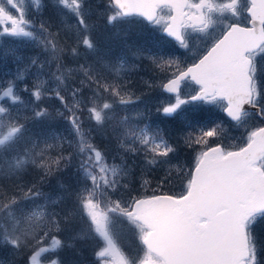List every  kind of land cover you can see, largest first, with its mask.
Here are the masks:
<instances>
[{
    "label": "snow or ice",
    "instance_id": "snow-or-ice-1",
    "mask_svg": "<svg viewBox=\"0 0 264 264\" xmlns=\"http://www.w3.org/2000/svg\"><path fill=\"white\" fill-rule=\"evenodd\" d=\"M26 4L39 10L41 0H0V37L11 39V46L0 44V74L11 77L0 80V248L13 257L26 255V264H62L58 252L71 245L60 234L71 231L79 218L87 230L77 235L98 240L95 256L101 264H264V241L256 233L264 222V126L246 129L244 142L234 150L210 144L221 140L220 124L189 130L185 145L200 150L186 172L172 166L186 177L179 195L155 190L128 200L112 195L133 180L128 157L155 168L169 165L177 150L163 130L143 122L146 111L129 114V106L140 100L126 78L136 67L129 53L167 74L159 85L167 97L158 100L157 114L174 119L190 105L207 104L221 107L238 126L253 117L264 122V65L259 62L264 60V0H100L95 5L54 0L61 15L74 21L61 20L56 31L50 21L37 24L28 18ZM94 16L113 26L140 17L162 34V43L171 38L185 49L190 33L208 37V44L190 64L161 47L129 48L113 57L98 47ZM28 42L40 53L23 56L20 48ZM33 69L31 88L22 89L29 93L25 102L17 81ZM48 98L63 110L41 107ZM57 118L67 122L64 133H29V120ZM85 118L95 127L85 128ZM109 129L119 162L115 156L110 162L93 136ZM74 159L79 161L74 206L56 211L64 198H53L41 185ZM170 176L169 171L160 183ZM140 179L141 188L150 183L143 168ZM125 229L142 245L135 255L120 243Z\"/></svg>",
    "mask_w": 264,
    "mask_h": 264
},
{
    "label": "trees",
    "instance_id": "trees-1",
    "mask_svg": "<svg viewBox=\"0 0 264 264\" xmlns=\"http://www.w3.org/2000/svg\"><path fill=\"white\" fill-rule=\"evenodd\" d=\"M90 2L95 5L96 3H99L100 0H90ZM49 3L44 2L43 5L39 8L40 12L38 13V19L33 18V20L38 24L40 20H47L52 22L53 24V31H56L61 28V20L67 21L68 23H73L72 19L65 18L61 15L56 17L51 10H56L52 8ZM93 19L96 21L97 29L94 33V38L98 42V47L102 49V51L107 52L110 54V56H118L124 53H128L129 48L134 50L137 48V45H140L142 43H145V38L143 39V42L139 38L138 34L128 35V33L125 34H116V35H110V48H105V41L102 42L101 40V34H108L110 33V28L113 25H109L106 22V17H103L102 23L100 24L98 21V18L96 16L93 17ZM132 21L135 19L130 18ZM137 21L134 22H141L143 25H145L141 19H136ZM125 22L116 24L120 26V29H125L123 27H126L124 25ZM123 26V27H121ZM127 28H130L131 30L135 29L133 27L128 26ZM125 30H119V31H125ZM127 31V30H126ZM156 37H162V34L159 31H156ZM126 35V36H125ZM60 37L62 41L65 38V32L63 30L60 31ZM149 39H151L149 37ZM159 39V38H158ZM164 45L166 47V55H170V52L173 56L174 51L170 49V46H167V43H170L166 37L163 38ZM152 42L148 40V44ZM31 43V42H30ZM28 43L29 45H33L34 49L32 51L28 48L27 43L21 46L20 52L23 56H34L40 53V48L36 47L34 43ZM11 44V42H10ZM8 47V45H6ZM154 49V48H152ZM30 50V51H29ZM35 50V51H34ZM130 63L135 64L137 67H134L131 69L129 76L126 77L131 80V89L134 92L135 96L140 97V100L137 101L135 104L129 106V114L135 115L136 109L138 106L142 107L141 111H146V116L144 118V123L149 124L153 129L159 128L163 130L166 137L170 139L171 143L176 147V152L171 155V160L169 165H163L158 166L155 168L148 167L145 168L143 165V162L138 157H128V164L132 166L134 177L132 182L129 185L128 189H120L117 192L113 193V199H119L122 198L124 200H128L130 196H135L137 194H143V195H151L153 193V190L156 191V194L161 192H169V193H180L181 191L178 190H172L170 189L171 186H168V182L173 181L180 176H182V173H178L177 169L176 171L173 168V163L177 162L179 159H191V164L189 169L193 166L195 161V156H191L192 152L195 150L194 148H189L185 145L184 142V135L191 129H195L198 126H203V122H201L203 117L205 118L204 112L201 111V109H196L191 112L189 108H186L184 112H182L180 115L176 116L174 119H169L166 117H163L156 113L155 107L158 102V100H161L163 97H167L165 94H163L160 90L159 85L167 79V74L160 72L159 69L154 68L153 71L148 72V70H152L151 62L148 59H136L134 57L130 56ZM41 58H43L41 56ZM81 62H83V57H81ZM70 66H75L74 64H70ZM8 67H14L15 66L9 61ZM34 72L35 69L32 70V73H29L26 75L25 79L23 81H17V84L20 89L21 95L25 94V102L29 100V93L23 92L22 89L25 84L31 88L33 80H34ZM9 77H3L2 74H0V80L7 79ZM148 81L154 85L155 87L149 88L148 84H145L144 82ZM85 95H88L87 92H85ZM39 103V102H38ZM41 107H46L50 112H54L56 109H61V105L59 101L55 99H45L41 104ZM23 111V106L21 107ZM26 114L30 115V112H27ZM222 115L221 113H219ZM189 125L191 127H189ZM237 126L236 124H234ZM95 127L94 121H89L88 119H84V127ZM67 122L64 121L62 118H57L56 120H44L43 122H34L29 120L28 121V128L29 133L32 135H41L46 132L55 131L58 133H64L65 128H67ZM66 134V133H65ZM93 136L95 137V142L101 147L102 150H104L109 158V161L111 162L112 157H117V162H119V157L117 155L119 149L117 146V143L115 139L111 136V130L109 129L107 135H102L98 132H93ZM211 144V142H210ZM199 152V151H198ZM55 155V153H53ZM135 160V163L133 161ZM79 161L74 159L72 164L63 172L57 173L56 175H53L47 179V181L41 185L42 191L45 193L50 194L51 196H60L64 199L62 202L55 206L56 211H60L61 208H69L73 207V199L74 197L71 195V193L75 190L77 186V180L78 177L76 175V170L78 167ZM144 169V179H147L150 181V183L145 186L144 188H141V170ZM171 172V176L169 178V181L166 183L161 184L160 182L164 179V177L168 174V172ZM186 183V181H185ZM184 183V184H185ZM184 184L182 186V189L184 188ZM63 185V187L61 186ZM43 202V201H40ZM261 224L264 222H260ZM81 229L87 230V224L85 221L77 219L75 226L72 228L71 231H65L61 233V237L71 246L70 247H64L62 250L58 252L59 258L62 261V264H100V260L97 259L95 256V252L98 247V240L93 238L91 235H84L83 238L81 236H78L77 233L81 231ZM257 233V231H256ZM258 238L261 240L260 235L257 233ZM0 261L5 262H14V264H26V255H22L20 257H13L10 250H5L3 248H0Z\"/></svg>",
    "mask_w": 264,
    "mask_h": 264
},
{
    "label": "rangeland",
    "instance_id": "rangeland-1",
    "mask_svg": "<svg viewBox=\"0 0 264 264\" xmlns=\"http://www.w3.org/2000/svg\"><path fill=\"white\" fill-rule=\"evenodd\" d=\"M46 1V3H49L48 5H50L52 8L56 9V5L54 4V0H41V5L44 4V2ZM26 8H27V15L28 18H32L34 16V12L36 9V6H29L28 4H26ZM13 11V14H15V11ZM53 11L54 15L56 17H58L59 15H61V10L60 9H56V10H51V12ZM63 17V19L68 18L71 19L70 15L68 16H64L61 15ZM103 20V17H99L98 21L101 24ZM137 21L136 19L133 20V22L128 23L125 22L124 25H126L125 29H120L119 25H115L112 26L110 29V33L108 34H101V40L102 42L105 41V48H110V35H116V34H125L128 33V35H137L139 36V38L141 39V41L143 42V39L145 38V43H142L140 45H137V47H143V48H154L152 49L153 51H155L158 47H161L162 50L166 53V47L162 43V39L161 37H156V31H158L156 28H154L153 26H143L140 22H134ZM128 26L133 27L135 29L131 30L130 28H127ZM119 30H125V31H119ZM126 36V35H125ZM149 37L152 39V42L148 44V40L151 41V39H149ZM208 37L204 36L203 34H197L194 33L193 35L189 36V40L188 42H192L194 43V47H189L187 49L180 47L177 43L172 44L167 43V46H170V49L174 51L173 57L178 58L180 61H182L183 63H187L189 61L190 58L193 57V55L197 54L202 47H204V44L206 43ZM10 40V41H9ZM1 43L4 45V47H6V45L11 46L10 42L11 39L8 37H1L0 39ZM169 41V40H168ZM23 46V45H22ZM28 46V48L32 51L34 49L33 45H26ZM29 50V51H30ZM33 53V51H32ZM172 56L171 52L170 55ZM261 65H264V60H260L259 61ZM152 65V64H150ZM137 67V66H136ZM152 70H148V72L153 71V69L155 68L152 65ZM10 69H12L13 72H15V68L11 67ZM11 78V77H9ZM185 92H189L191 91L190 88H185L184 89ZM21 94V93H20ZM167 96V95H166ZM22 99L25 100V94L21 95ZM166 97H163L162 99H165ZM16 107H19L22 110V105H17ZM187 108H189L192 111L196 110V109H201L202 112H204L205 114V118L203 117L202 121L203 122V126H211L212 124H220L224 129V133L222 134V138L221 140H210L212 145H215L216 143H222L223 145L227 146V147H235L237 145H239L240 143H243L246 136H247V130H251L253 128H255L257 125L259 126H264V122L260 121L259 119H256L255 117H253L251 119V124L253 125L252 127L249 125H244V126H235L233 124V122H231L227 117H225V115L222 112V108L216 105H207V104H198V105H190ZM142 107L138 106L136 111H141ZM219 113H221L222 115H220ZM87 128H90L89 126ZM93 128V127H91ZM199 147H195V150L192 152V157L195 156L196 154H198L199 151ZM197 156V155H196ZM192 159V158H191ZM191 159H179L177 162L173 163V166H180L182 167L185 172L189 169L190 164H191ZM174 170L176 171V167ZM186 181V177L184 175L180 176L179 178L168 182V186H171L170 189L172 190H178L181 191L182 190V186ZM161 193H169V192H161ZM53 198H55V196H52ZM43 203V202H41ZM256 231L257 233L260 235L259 237H261V241H264V226L263 223H258L256 226ZM138 236H134L133 233L131 231H129L128 229H125L123 234L120 237V243L122 245V247L131 252L133 255H135L137 252L140 251V247L137 241ZM140 242V241H139ZM101 264V262H99Z\"/></svg>",
    "mask_w": 264,
    "mask_h": 264
},
{
    "label": "flooded vegetation",
    "instance_id": "flooded-vegetation-1",
    "mask_svg": "<svg viewBox=\"0 0 264 264\" xmlns=\"http://www.w3.org/2000/svg\"><path fill=\"white\" fill-rule=\"evenodd\" d=\"M194 33H190V36L193 35ZM189 43V47H194V43L192 42H188ZM208 44V39L206 41V43L204 44V47H202V49L195 55H193L192 58L189 59V64L193 62L194 59H196L197 57H199L201 55V53L204 51V49L207 47Z\"/></svg>",
    "mask_w": 264,
    "mask_h": 264
},
{
    "label": "water",
    "instance_id": "water-1",
    "mask_svg": "<svg viewBox=\"0 0 264 264\" xmlns=\"http://www.w3.org/2000/svg\"><path fill=\"white\" fill-rule=\"evenodd\" d=\"M224 112V111H223ZM224 114L226 115V113L224 112ZM227 116V115H226Z\"/></svg>",
    "mask_w": 264,
    "mask_h": 264
}]
</instances>
